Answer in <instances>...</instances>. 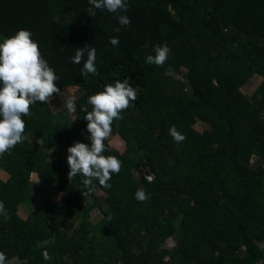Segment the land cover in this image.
<instances>
[{"label":"trees","instance_id":"16d2710c","mask_svg":"<svg viewBox=\"0 0 264 264\" xmlns=\"http://www.w3.org/2000/svg\"><path fill=\"white\" fill-rule=\"evenodd\" d=\"M126 13L96 10L88 0H0V42L32 33L61 93L79 90L73 120L39 102L22 117L23 141L0 157V252L19 264H259L264 253V0H126ZM127 15L121 27L117 17ZM121 27L116 33L115 28ZM119 38L112 46L109 40ZM170 49L163 67L147 64L153 48ZM96 49L97 74L83 76L72 57ZM184 67L185 81L169 72ZM262 78L250 96L240 89ZM127 78L134 106L112 124L104 155L122 162L119 174L87 198L77 176L68 180L66 141L90 144L80 108L104 86ZM57 94H54L56 96ZM53 96V97H54ZM90 110V108H89ZM201 121L210 132H198ZM186 137L176 144L171 126ZM255 158L253 167L247 164ZM144 169L152 179L136 178ZM58 187L59 202L37 204L30 175ZM143 188L149 199L138 202ZM105 195L103 204L97 196ZM21 204L30 209L26 219ZM101 220L93 225L90 213ZM111 217V220L108 218ZM77 227L70 230L72 223ZM112 241L100 255L99 242ZM175 245L163 246L167 239ZM100 240V241H99ZM243 250V255L240 251Z\"/></svg>","mask_w":264,"mask_h":264},{"label":"clouds","instance_id":"9594fccd","mask_svg":"<svg viewBox=\"0 0 264 264\" xmlns=\"http://www.w3.org/2000/svg\"><path fill=\"white\" fill-rule=\"evenodd\" d=\"M87 14L95 17L96 10H107L109 13H126L128 5L126 0H88ZM121 27H128L131 23L127 15L117 17ZM121 27L114 29L116 33ZM32 33L28 30H19L14 36L0 42V157L16 145L20 144L25 132V122L22 119L30 114L33 104H49L54 94L61 93L56 86L57 76L49 67L47 61L42 58L39 45L32 39ZM112 46L119 44V38L112 37L109 40ZM87 51V58L83 63L81 74H97L95 66L96 49L81 47L76 49L71 62L80 64ZM154 55L146 57V63L163 67L166 63L170 49L165 45H157L153 48ZM138 98L137 88L130 85L125 78L106 84L102 91L90 95L80 111L85 113L87 121L86 132L90 144L76 142L67 149L68 180L77 176L81 177L80 183L85 189L82 192L86 198L96 191L94 181H98L101 188H110L108 181L113 174H119L122 162L112 155H104L106 151L105 141L112 136V124L123 119L121 113L134 106ZM65 107L70 114H75L77 106L74 98H68ZM90 108V110H89ZM74 121V120H73ZM169 135L176 144L182 143L186 137L177 131L173 125L169 129ZM146 179L151 180L150 176ZM39 183V182H38ZM135 199L144 202L149 199L143 188L135 192ZM6 209L0 202V215H5ZM111 220V217L108 218ZM7 257L0 252V264H6Z\"/></svg>","mask_w":264,"mask_h":264},{"label":"rangeland","instance_id":"374dc122","mask_svg":"<svg viewBox=\"0 0 264 264\" xmlns=\"http://www.w3.org/2000/svg\"><path fill=\"white\" fill-rule=\"evenodd\" d=\"M185 72L186 69L184 67H182L179 72H169V75H171L172 77H175L176 79H179L180 81H182L183 84L186 83L185 81ZM262 78L254 75L241 89V93L245 96H250L254 90L257 88V86L261 83ZM79 90H77L76 88H66L62 93L57 94L56 96H54L51 101L49 102V107L52 111V113L57 116L60 117L61 115H65L66 117H69V119L72 121L73 120V114L68 113L66 107H65V102L68 98H76V96L78 95ZM194 128L198 131V132H210V126L207 125L206 123H203L201 121H197L196 124L194 125ZM111 147H113L114 149L118 150L119 152H123L125 149L124 143L123 141L118 137H110L109 140L106 141ZM62 145H64V153L62 155V157H64L67 154V149L71 146H73L72 142L66 141L64 142ZM255 163V158L252 159L247 166L249 167H253ZM1 175V174H0ZM133 175L136 178H140L143 177V175H147V171L144 169H138V170H134L133 171ZM2 178V175L0 176ZM3 179V178H2ZM39 182V183H38ZM29 194L32 197V199L37 203V204H41L44 201H51V202H56L60 199V195H59V189L56 185L48 183V182H42L39 181L38 178L36 176H30V190H29ZM104 194H102L101 191H99L97 193L98 198L100 199L101 204H103V207L105 208V204L103 202V196ZM30 209L25 205V204H21L19 206L18 209V214L21 218H25L28 217V215L30 214ZM100 218V215L97 212L93 213V220L96 221L97 219ZM77 227V223H72L70 230L74 229ZM100 241V240H99ZM109 239H104L102 241H100L99 243V251H100V255L104 256L105 254H112L113 252V243L111 241V243L109 242ZM175 245V241L171 238L167 239L165 241V243L163 244L164 247L166 248H172ZM240 255H243V250L240 251ZM16 262H14L15 264ZM259 264H264V260L260 261Z\"/></svg>","mask_w":264,"mask_h":264},{"label":"crops","instance_id":"0c3cea01","mask_svg":"<svg viewBox=\"0 0 264 264\" xmlns=\"http://www.w3.org/2000/svg\"><path fill=\"white\" fill-rule=\"evenodd\" d=\"M70 142V141H69ZM0 174L2 175V180L3 181H6L7 179H8V177H9V175L6 173V172H4V171H0ZM0 175V176H1ZM30 176H36L37 177V175L35 174V173H32ZM99 192V191H98ZM97 192V193H98ZM102 192V191H101ZM102 194H103V192H102ZM59 195L61 196L60 197V199L58 200V201H56V202H59L60 200H61V198L62 197H64L65 196V194L63 193V192H60L59 191ZM104 197H105V195H103ZM104 197H103V199H104ZM56 202H52V203H56ZM94 212H97L99 215H100V218L99 219H97L96 221H94L93 220V213ZM27 217H25V218H22V219H26ZM101 218H102V215L100 214V212L97 210V209H94V210H92L91 211V213H90V222L93 224V225H96L100 220H101ZM14 262H16L15 264H19V261L16 259V258H14V259H11V260H9L8 262H6V264H14Z\"/></svg>","mask_w":264,"mask_h":264},{"label":"built area","instance_id":"2783aa9c","mask_svg":"<svg viewBox=\"0 0 264 264\" xmlns=\"http://www.w3.org/2000/svg\"><path fill=\"white\" fill-rule=\"evenodd\" d=\"M146 176H150L152 179V175L150 173L147 172V175H143V177H146ZM258 246H259L260 251L264 253V243H260Z\"/></svg>","mask_w":264,"mask_h":264}]
</instances>
